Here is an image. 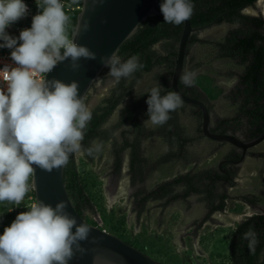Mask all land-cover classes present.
Masks as SVG:
<instances>
[{
  "label": "rangeland",
  "instance_id": "1",
  "mask_svg": "<svg viewBox=\"0 0 264 264\" xmlns=\"http://www.w3.org/2000/svg\"><path fill=\"white\" fill-rule=\"evenodd\" d=\"M257 2L241 10V13L249 17L264 18V11H258ZM239 28L238 23L210 25L195 32L193 36L198 42L187 47L183 74H195L192 85L188 87L193 88L208 105L212 128L216 127L218 120L237 117L239 101L234 103L228 95L238 85L245 66L235 60L218 58L215 44ZM67 31L71 39L69 24ZM170 43L159 42L153 46V50L160 57L172 55L177 51L178 44ZM172 72L171 64L165 62L154 66L150 72L141 74L132 86V96L117 107L104 127L112 128L119 123L120 115L132 97L150 95L151 89L158 85L167 90ZM123 79L126 84L132 80L128 77L119 81ZM119 81L108 75V70L105 69L87 93L85 104L91 111L94 110L112 93ZM141 112V124L145 132L152 133L143 138L141 150L153 166L142 186L130 184L127 153H124L122 176L117 185L112 180L110 142L94 144L100 146V151L96 152L92 162L84 157L83 150L82 154L73 155L80 180L90 200V205L83 209V219L149 256L158 264H231L228 246L234 229L246 217L256 213L264 214V141L251 149L239 167H233L237 172L233 186L217 184V192H225L228 199L225 200L224 210L215 212L207 222L200 224L207 214V208L204 197L199 195H191L167 206H163V200L149 201L139 215V208L134 200L136 189L150 191L191 170L217 169L218 164L236 150L228 143H218L204 137L199 111L181 103L177 110V124L181 129V136L191 141L185 145L184 152L179 157L159 162L173 151L174 146L161 133V125L144 123L149 117L147 112ZM233 125L236 126L237 121ZM119 130L128 132L130 126L124 124ZM236 133L242 136L241 131ZM120 135L115 132V139L120 141ZM181 190L182 188H177L176 191ZM6 225H0V235L9 226Z\"/></svg>",
  "mask_w": 264,
  "mask_h": 264
},
{
  "label": "clouds",
  "instance_id": "2",
  "mask_svg": "<svg viewBox=\"0 0 264 264\" xmlns=\"http://www.w3.org/2000/svg\"><path fill=\"white\" fill-rule=\"evenodd\" d=\"M43 5L32 17L31 27L14 37L6 29L28 15V6L24 0H0V48L11 50L15 65L0 68V80L6 84L0 88V202L16 205L29 192V178L36 168L52 172L66 166L71 155L82 154L85 130L92 119L91 110L78 97L77 81L40 78L59 63L69 61L77 71L82 58L97 59L96 53L75 42L78 32L87 31L89 25L87 21L78 25L70 39V18L62 0H43ZM193 11L191 0H162L160 4L163 22L169 24H182ZM100 62L117 81L143 67L136 55L122 61L111 54L101 56ZM194 75L185 73L181 80L191 86ZM146 104L149 119L144 123L163 125L181 98L158 85L151 89ZM84 151L91 156L100 146ZM67 207L64 201L53 207L38 200L19 213L0 235V264H69L77 252L83 255L86 249L81 242L88 240L91 229L78 224ZM254 236L251 231L245 234L253 244Z\"/></svg>",
  "mask_w": 264,
  "mask_h": 264
},
{
  "label": "trees",
  "instance_id": "3",
  "mask_svg": "<svg viewBox=\"0 0 264 264\" xmlns=\"http://www.w3.org/2000/svg\"><path fill=\"white\" fill-rule=\"evenodd\" d=\"M62 1L64 10L70 18L69 26L72 33L76 17L82 6V0H77L76 3H73V0ZM191 2L194 4V11L190 21L194 28L222 22L240 24L238 30L230 32L215 46L218 58L235 60L245 66L243 74L239 77L238 85L229 93L228 98L234 103L239 101V113L241 119L246 120L249 128L248 134L252 138L256 137L264 130V18L243 15L241 10L252 6L257 0H191ZM43 7L42 0L40 11L43 10ZM182 28L183 23L174 25L163 22V16L149 17L139 25L135 33L119 48L116 55L122 61L136 55L143 67L129 77L132 79L131 83L126 84L124 79L119 81L112 93L91 111L92 119L87 125L82 141L84 157L89 162H92L96 152L89 156L84 150L94 147L95 143L99 145L107 143L112 130L128 122L134 113L146 104L149 94L132 97L130 103L124 108L119 123L112 129L103 127L117 107L127 97L132 96V86L140 75L150 72L154 66L165 62H169L171 68H174V60L172 59H175L177 51L172 55L160 57L153 50V46L163 41H170V45L178 44ZM195 42H198V40L192 35L188 46ZM106 70L109 71L108 68ZM179 87L185 95L195 99L201 98L193 88L186 86L181 79ZM167 91H170L169 88ZM161 94L163 95L164 91ZM179 108L180 106L170 112V118L161 125V133L171 141L172 145L177 146V151L169 152L159 162L179 157L183 154L185 145L191 141L181 136V129L177 124V110ZM238 119V117H235L218 120L212 131L220 134L234 131L235 126L233 123ZM134 126L138 129L140 137L146 138L152 135V133H146L144 127L136 120ZM140 140L141 138H137L131 141L127 136H123L122 142H112L113 164L111 169L113 173L120 172L122 151L128 147L131 149L130 171L133 174L142 173L143 167L147 165L148 161L141 156ZM222 177L218 169L191 170L163 182L150 191H139L134 195L139 208L138 214L140 215L144 211V205L149 201L163 200V206H167L191 195H199L204 197L207 208V214L200 222V224H203L215 212L224 210L228 195L225 192L218 193L216 188ZM134 179L135 175L132 178V183ZM64 183L75 210L80 216H83V209L90 205V200L80 180L73 155L69 157L68 164L64 168ZM29 185H31V177L29 178ZM177 188H182L181 192H177ZM31 193L33 194L32 191H29L26 196ZM12 204L8 201L0 202V225H10L19 213L27 211L22 209L16 214L9 213L8 210ZM250 231L255 233L254 239L256 242L254 244L251 243V239L245 238V234ZM228 247V259L231 264H264V214H254L240 222L233 231Z\"/></svg>",
  "mask_w": 264,
  "mask_h": 264
},
{
  "label": "water",
  "instance_id": "4",
  "mask_svg": "<svg viewBox=\"0 0 264 264\" xmlns=\"http://www.w3.org/2000/svg\"><path fill=\"white\" fill-rule=\"evenodd\" d=\"M161 2L162 0H82L71 38L77 26L87 21L88 30L78 32L75 42L96 53L97 59L82 58L80 60L81 67L77 71L70 68L69 61L59 63L51 73L45 74V79L55 78L65 83L77 81L79 84L78 97H82L84 100L93 84L106 69L101 64L100 57L116 55L122 44L135 33L143 21L149 17L162 16ZM209 26L194 28L190 18L183 22L169 90L179 95L182 104L200 112L201 132L204 137L218 143H228L240 149L242 158H244L248 150L264 141V131L257 138L247 142L231 133H214L211 114L206 103L185 95L179 87L189 39L195 32ZM64 168L65 166L54 169L52 172L36 168L31 176V186L36 201L41 200L53 207L58 202L64 201L68 205L67 212L75 217L77 223H85L91 229L88 240L81 242V246L86 249V252L83 255L77 252L69 264H158L119 238L99 227L88 224L77 213L65 187Z\"/></svg>",
  "mask_w": 264,
  "mask_h": 264
},
{
  "label": "flooded vegetation",
  "instance_id": "5",
  "mask_svg": "<svg viewBox=\"0 0 264 264\" xmlns=\"http://www.w3.org/2000/svg\"><path fill=\"white\" fill-rule=\"evenodd\" d=\"M201 100V98L199 99ZM147 108H148V105L147 104H144L140 110H137L133 117L126 123L124 124H129L130 126V130L128 132L126 131H120V127L124 124H122L120 127H116L112 130V133H111V136H110V139L108 140V142H110V144H112V142L114 141H117V142H122L123 140V136H127V138L129 140H135V139H140L141 138V142L144 140L143 139V136L140 137L139 133H138V129L135 128L134 126V121L136 120L139 124H141L142 120H141V117H142V112L141 110L147 112ZM239 108H240V103H239V106H238V113H237V117L239 118L238 121H237V125L235 126V130L233 131V133H231L230 131H228L227 133H231V134H234L236 136H238L242 141H251L255 138H257L259 135H257L256 137H250V135L248 134V127H247V123H246V120L245 119H241V116H240V113H239ZM124 110V109H123ZM123 112V111H122ZM122 115V113H121ZM120 115V116H121ZM108 121V120H107ZM244 122V123H242ZM105 125V124H104ZM142 125V124H141ZM143 126V125H142ZM104 127V126H103ZM144 127V126H143ZM105 128V127H104ZM113 128V127H112ZM112 128H106V129H112ZM145 129V128H144ZM146 131V130H145ZM237 131H241L242 133V136L238 135L236 132ZM264 131V130H263ZM115 132H119L120 135V141L116 140V136H115ZM125 133V134H124ZM141 142H140V152H141V156L143 158H146L144 156V154L142 153V150H141ZM232 146V145H231ZM234 147V146H233ZM236 150L235 152H233L231 155H228L225 157V159H223L217 166V169L220 171V174L223 176L222 179H220V184H229L230 186H233V183H234V180L236 178V170L233 169L236 168V167H239V165L244 161L245 157L247 155H249V153L251 152V149L248 150L244 156V158H242V151L236 147H234ZM130 152H131V149L128 147L126 149H124L122 151V162L124 160V153H127V157H128V170H127V175L129 176L130 178V184L132 186H142L145 181L147 180L148 176L150 175V171L152 169V164L149 163V161L147 162V165H145V167H143V171L142 173H137V174H133L131 171H130ZM264 156V155H263ZM111 157H112V164H113V155L111 153ZM111 164V166H112ZM121 170H122V166H121ZM117 172V173H113V170L111 169V176L113 177L112 180H115V184L117 185L120 177L122 176V172ZM135 175V179H134V182L132 183V178L134 177ZM116 187V186H115ZM154 189V188H153ZM113 190H115V188L113 187ZM139 191H146L144 190L143 188H139V189H136V193H138ZM228 199V198H227ZM226 199V200H227ZM134 200H135V197H134ZM244 201H247L246 198H243ZM248 203L251 204V202L248 200L247 201ZM138 214V212H137ZM207 222V221H206Z\"/></svg>",
  "mask_w": 264,
  "mask_h": 264
},
{
  "label": "built area",
  "instance_id": "6",
  "mask_svg": "<svg viewBox=\"0 0 264 264\" xmlns=\"http://www.w3.org/2000/svg\"><path fill=\"white\" fill-rule=\"evenodd\" d=\"M24 3L28 6L29 9L28 15L20 19L19 21L15 22L6 29V32L10 36L18 37L21 30L31 27L32 17L38 14V12L40 11L42 0H24ZM77 9H79V7H77ZM0 43H3V41H0ZM10 52H11L10 49L0 48V68H3L5 65H8L10 67L15 66L10 58ZM40 78H45V75ZM0 88H6V84L4 83L3 80H0ZM29 191L33 192L31 185ZM33 202H36L34 192L33 194L31 193L25 196L24 200L19 205L13 203L10 209L8 210V212L12 214L14 213L16 214L20 212L22 209L28 210L30 204Z\"/></svg>",
  "mask_w": 264,
  "mask_h": 264
},
{
  "label": "bare ground",
  "instance_id": "7",
  "mask_svg": "<svg viewBox=\"0 0 264 264\" xmlns=\"http://www.w3.org/2000/svg\"><path fill=\"white\" fill-rule=\"evenodd\" d=\"M256 6L258 8V11H264V1L263 0H259L257 3H256Z\"/></svg>",
  "mask_w": 264,
  "mask_h": 264
},
{
  "label": "crops",
  "instance_id": "8",
  "mask_svg": "<svg viewBox=\"0 0 264 264\" xmlns=\"http://www.w3.org/2000/svg\"><path fill=\"white\" fill-rule=\"evenodd\" d=\"M172 146H174V149H173L172 152H176V151H177V146H175V145H172ZM175 158H176V157H175ZM206 169H208V168H206Z\"/></svg>",
  "mask_w": 264,
  "mask_h": 264
}]
</instances>
